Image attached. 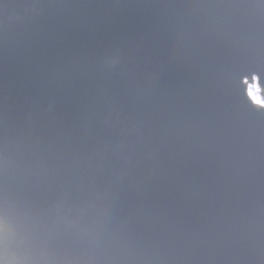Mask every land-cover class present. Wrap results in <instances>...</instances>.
Listing matches in <instances>:
<instances>
[{
    "label": "water",
    "instance_id": "1",
    "mask_svg": "<svg viewBox=\"0 0 264 264\" xmlns=\"http://www.w3.org/2000/svg\"><path fill=\"white\" fill-rule=\"evenodd\" d=\"M264 0H0V264H264Z\"/></svg>",
    "mask_w": 264,
    "mask_h": 264
}]
</instances>
